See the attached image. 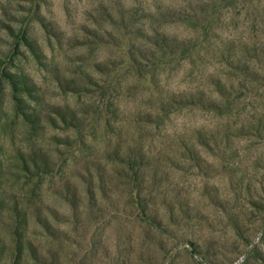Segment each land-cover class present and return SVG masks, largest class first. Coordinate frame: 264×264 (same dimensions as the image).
<instances>
[{
    "label": "rangeland",
    "instance_id": "obj_1",
    "mask_svg": "<svg viewBox=\"0 0 264 264\" xmlns=\"http://www.w3.org/2000/svg\"><path fill=\"white\" fill-rule=\"evenodd\" d=\"M180 1L0 0V264H264V4L184 62ZM160 66L207 95L135 114Z\"/></svg>",
    "mask_w": 264,
    "mask_h": 264
},
{
    "label": "clouds",
    "instance_id": "obj_2",
    "mask_svg": "<svg viewBox=\"0 0 264 264\" xmlns=\"http://www.w3.org/2000/svg\"><path fill=\"white\" fill-rule=\"evenodd\" d=\"M166 3H170V0H165ZM171 6V5H170ZM181 6H186L185 0H181ZM146 7L149 11L155 12V8L152 6V0H147ZM185 34H194L193 30L187 26L182 29ZM171 35L172 33L166 32ZM209 73L213 74L214 69L210 68ZM193 72H189L185 77L177 80L172 75L168 68L160 66L156 69L157 85L152 83L153 75L149 78V83L144 84L137 78L136 86L138 89H143L138 95L133 98L130 95L131 102L136 106L135 114L137 112L150 113L154 118L163 116V110L159 103H157V97L160 95V91L166 92L171 97H177L181 95L195 94L198 91L205 92V83L201 81H193ZM131 78V74L126 76V79ZM207 95V94H206ZM196 112L191 105L183 107L179 112H170L165 123L171 130L169 135L176 139L178 137H189L197 130L200 125L194 123ZM170 121V123H169ZM259 187V185H257ZM223 218V213L219 214Z\"/></svg>",
    "mask_w": 264,
    "mask_h": 264
},
{
    "label": "trees",
    "instance_id": "obj_3",
    "mask_svg": "<svg viewBox=\"0 0 264 264\" xmlns=\"http://www.w3.org/2000/svg\"><path fill=\"white\" fill-rule=\"evenodd\" d=\"M185 2L186 6H181V1L177 4L176 7L178 9L176 11L178 17L175 20V24L188 26L194 33L190 34L191 37L181 42L182 46L180 50H183V53L187 54L186 56H181L186 57V59L184 58V62L190 58L188 54L193 55L200 53L201 48H203V50L208 48V45H210L209 33H211V31L222 22L225 12L239 8L240 6H248L256 10L264 4V0H185ZM151 14L152 13L150 12L149 16H151ZM160 35L165 41L168 40L167 36L164 34ZM163 46V44L159 45L156 49L163 53L165 52ZM185 46L190 47L187 49ZM210 47L211 46H209V48ZM168 57L171 56L164 53L162 57H160L159 64L165 65L167 63L165 60L168 59ZM10 78L13 80L14 76L12 75ZM206 98L208 99V97ZM203 100L204 99H201L199 101L200 104L204 102ZM211 102L214 103L213 100H211ZM189 105L198 106L193 102L186 104V106ZM69 196L72 197L73 194L70 193Z\"/></svg>",
    "mask_w": 264,
    "mask_h": 264
}]
</instances>
